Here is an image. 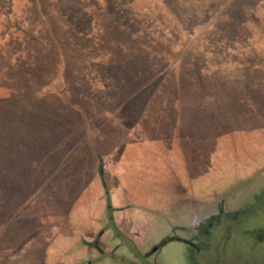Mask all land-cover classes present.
<instances>
[{"label": "rangeland", "instance_id": "obj_1", "mask_svg": "<svg viewBox=\"0 0 264 264\" xmlns=\"http://www.w3.org/2000/svg\"><path fill=\"white\" fill-rule=\"evenodd\" d=\"M173 104L190 163L221 144L178 202ZM13 232L40 264H264V0H0V264Z\"/></svg>", "mask_w": 264, "mask_h": 264}, {"label": "crops", "instance_id": "obj_2", "mask_svg": "<svg viewBox=\"0 0 264 264\" xmlns=\"http://www.w3.org/2000/svg\"><path fill=\"white\" fill-rule=\"evenodd\" d=\"M163 109L164 110L160 112V115L161 116L163 115V117L160 119V125H161L160 126L161 127L160 137L154 139V141L156 140L154 145L157 147L159 146L160 151H162V148L167 150V154L170 155V162L172 165L174 164L175 166V171L169 170V174H171L170 178H168L166 173L165 175L163 174L161 175L160 174L162 172L161 171L158 174L159 179L157 181L162 180V183L167 184V186H172L173 189H175V184L180 185L176 191H173L174 192V196L172 197L173 202H176V201L178 202L180 200L188 199V196H190V198L193 199L191 194L195 195V193L192 190H190L192 189V186H193L192 180L199 176L202 179L205 178V174L212 173L213 169L217 171L216 161L217 160L220 161V157H221V154H219V151H218L220 148L218 147H221V144H218L217 142L214 144H208L209 147H207V151L201 145H200L201 148H199L200 150H198L197 152L194 151V149L191 147L190 148V157H191V163H192L191 164L188 160V155L182 154V152L184 153V149L190 146L186 142L187 141L191 142V141H189L188 139H184L186 141L184 142L182 138L175 136V130H177L178 128L180 129L181 126L183 127V129H185V126L188 123L186 122L180 123L181 119L179 117L180 115L179 108H176L175 105L172 107L171 106L164 107ZM171 115H175V121L173 123H170V125L173 124V129L171 131H166L164 126L169 124L168 118ZM146 143L148 144V142ZM146 143L145 145H147ZM145 145L141 144L139 141H135L131 143H122L120 145L114 146L111 153L107 156V161H106L107 165H104L103 167L104 172L106 171L105 173L109 174L108 167L110 165V162L115 160V157H119V155L123 157L124 164H126L127 167H130L133 169H136V168L141 169V162L138 161V154H140L139 149L146 148ZM204 146H206L205 143H204ZM165 159L166 158H164L163 160ZM161 168H163L164 170L165 168H167V166L162 164ZM180 170L183 171V174H189V175L197 174V175L188 176L189 182H187L186 180L185 183H181L180 179H176L177 177H180ZM181 184L184 186H182ZM185 186H189L190 188H187ZM181 187H185V188L181 190L180 189ZM17 191H19V189ZM84 192L85 191L81 192L80 196L76 198V200L72 204L71 210L77 204L80 203V200ZM189 193L190 195H188ZM16 194H20V193H13V195H16ZM176 197L177 199L175 201ZM119 206L120 204L114 205L113 207L119 208ZM114 219H115V224L119 227V229H121L125 234L129 235V233L123 229L124 228L123 225H126V224L119 222L121 221V219H119L116 216V213H114ZM97 237L98 238H94V241L89 243L90 246L95 245V239H96V245L98 244V241L100 240L98 233H97ZM130 237H132V234L130 235ZM34 242L35 241H33V243ZM36 243L37 244L35 246L30 247L28 246L29 243L27 241H23L21 238L16 237L13 232V264H40L41 263L40 261H42L45 258L44 250L46 248V244L42 242V240H38L36 241ZM34 259H37L38 261L34 263ZM78 264H82V262L80 261Z\"/></svg>", "mask_w": 264, "mask_h": 264}, {"label": "flooded vegetation", "instance_id": "obj_3", "mask_svg": "<svg viewBox=\"0 0 264 264\" xmlns=\"http://www.w3.org/2000/svg\"><path fill=\"white\" fill-rule=\"evenodd\" d=\"M182 227V225H176L175 226V230H177V232H179V228H181ZM202 235V236H201ZM203 235H205V234H198L197 236H200V237H203ZM179 242H181L180 240H178ZM190 242H189V245L192 247V248H194V249H196V250H198L197 248H196V246H194L195 244H192V241L193 240H189ZM198 241L196 240V241H194V243H197Z\"/></svg>", "mask_w": 264, "mask_h": 264}, {"label": "trees", "instance_id": "obj_4", "mask_svg": "<svg viewBox=\"0 0 264 264\" xmlns=\"http://www.w3.org/2000/svg\"><path fill=\"white\" fill-rule=\"evenodd\" d=\"M131 89H132V88H131ZM114 229H115V228H113V230H114ZM115 232H117L116 229H115Z\"/></svg>", "mask_w": 264, "mask_h": 264}]
</instances>
